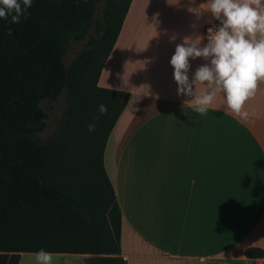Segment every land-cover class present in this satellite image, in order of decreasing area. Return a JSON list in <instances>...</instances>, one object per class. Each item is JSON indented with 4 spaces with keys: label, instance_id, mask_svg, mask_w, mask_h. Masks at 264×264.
<instances>
[{
    "label": "crops",
    "instance_id": "1",
    "mask_svg": "<svg viewBox=\"0 0 264 264\" xmlns=\"http://www.w3.org/2000/svg\"><path fill=\"white\" fill-rule=\"evenodd\" d=\"M205 3L131 0L99 74V86L129 94L102 157L121 213L126 264H260L264 258L245 255L248 247L264 249V83L245 105L243 121L223 94L207 115L195 113L173 78L176 45L218 22ZM204 63L190 59V79ZM35 253L21 252L17 264H36ZM52 253L53 264H87L89 257Z\"/></svg>",
    "mask_w": 264,
    "mask_h": 264
},
{
    "label": "trees",
    "instance_id": "2",
    "mask_svg": "<svg viewBox=\"0 0 264 264\" xmlns=\"http://www.w3.org/2000/svg\"><path fill=\"white\" fill-rule=\"evenodd\" d=\"M100 1L33 0L27 19L0 18V264L40 249L87 254V264H126L102 157L129 94L99 86L98 78L131 0H102L95 20ZM82 39L66 65L68 46ZM59 96L56 130L43 139L48 113L40 102ZM245 255L264 257V249L248 247Z\"/></svg>",
    "mask_w": 264,
    "mask_h": 264
},
{
    "label": "clouds",
    "instance_id": "3",
    "mask_svg": "<svg viewBox=\"0 0 264 264\" xmlns=\"http://www.w3.org/2000/svg\"><path fill=\"white\" fill-rule=\"evenodd\" d=\"M32 2L0 0V18L10 17L11 23H19L21 16L27 19ZM205 4L218 23L207 29L206 44H202L205 36L194 34L176 45L170 64L177 95L189 98L185 103L205 116L217 95L223 94L227 109L247 121L249 112L245 105L264 83V0H206ZM8 35H12L11 29ZM197 58L206 63L198 66L190 79V59ZM107 111L106 105H99L101 115ZM87 128L94 132L96 124L90 123ZM34 255L36 264H53L52 252L40 249Z\"/></svg>",
    "mask_w": 264,
    "mask_h": 264
},
{
    "label": "rangeland",
    "instance_id": "4",
    "mask_svg": "<svg viewBox=\"0 0 264 264\" xmlns=\"http://www.w3.org/2000/svg\"><path fill=\"white\" fill-rule=\"evenodd\" d=\"M101 8H102V0L98 4V8L94 16L95 20L100 18ZM85 42L86 40L82 39L70 43L63 58L64 63L66 65L71 61V59L74 57L76 52L84 46ZM63 106H64V101L62 96H59L55 100H51V101L42 100L40 102V110L48 113V118L46 119L47 125L45 129L39 133V136L41 138L44 139L48 137L53 131L56 130L57 122L61 114V110L63 109Z\"/></svg>",
    "mask_w": 264,
    "mask_h": 264
},
{
    "label": "built area",
    "instance_id": "5",
    "mask_svg": "<svg viewBox=\"0 0 264 264\" xmlns=\"http://www.w3.org/2000/svg\"><path fill=\"white\" fill-rule=\"evenodd\" d=\"M217 23H218V22L208 23V24H206V25L204 26L203 31H202V36H205V39H204L205 42H207V39H206L207 29H208L209 27H212L213 24H217ZM260 264H264V258H260Z\"/></svg>",
    "mask_w": 264,
    "mask_h": 264
}]
</instances>
